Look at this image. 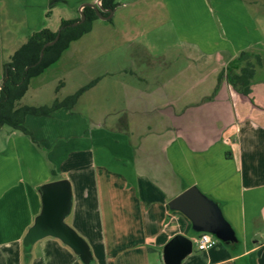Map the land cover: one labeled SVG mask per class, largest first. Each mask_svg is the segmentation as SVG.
Returning <instances> with one entry per match:
<instances>
[{"label": "crops", "instance_id": "1", "mask_svg": "<svg viewBox=\"0 0 264 264\" xmlns=\"http://www.w3.org/2000/svg\"><path fill=\"white\" fill-rule=\"evenodd\" d=\"M83 2L93 3L21 0L18 15L0 0V86L5 57L34 31H56L47 23L53 10L63 5L77 10L59 23L78 19ZM159 4L185 47L187 64L161 75V81L156 77L162 72L154 69L151 85L141 76L136 77L144 86L123 83L126 120L120 128L94 127L67 107L26 116L24 124L41 149L26 135L0 128L5 130L0 143V264H82L55 237L41 238L27 253L23 250L22 238L40 210L38 186L54 180L57 172L71 186L68 224L87 242L95 264H164L162 247L178 233L193 242L181 264H264L261 36L240 0ZM243 50L263 61L255 66L248 94L235 90L225 76L218 80ZM191 185L219 203L235 231V247L218 243L196 249L190 221L167 205ZM115 188L132 191L118 195L112 192ZM104 197L106 205L100 202Z\"/></svg>", "mask_w": 264, "mask_h": 264}, {"label": "rangeland", "instance_id": "2", "mask_svg": "<svg viewBox=\"0 0 264 264\" xmlns=\"http://www.w3.org/2000/svg\"><path fill=\"white\" fill-rule=\"evenodd\" d=\"M5 1L16 8L19 15L21 0ZM240 1L246 5L261 36L259 44L264 58V0ZM114 8L109 18L97 16L93 19L89 30L69 44L51 69L31 79L28 91L18 103L50 106L55 100L60 101L90 84L71 108L88 118L94 127L120 128L126 120L123 109L127 91L122 87L123 83L144 86L145 83L136 77L141 76L151 85L154 69L162 72L156 77L161 81V75H172L187 64L185 47L178 42L159 0H115ZM71 11L73 15L78 14L77 10H69L63 5L50 13L47 23L58 30L60 17ZM8 40L7 37L5 44ZM4 52L7 56L6 49ZM5 60L9 59L5 57ZM4 131L0 132V143ZM61 177L65 175L57 172L53 179ZM131 191L115 188L112 192L122 195ZM106 200L104 197L100 202L106 205ZM69 219L67 217L65 221L69 223ZM219 244L222 243L219 241Z\"/></svg>", "mask_w": 264, "mask_h": 264}, {"label": "water", "instance_id": "3", "mask_svg": "<svg viewBox=\"0 0 264 264\" xmlns=\"http://www.w3.org/2000/svg\"><path fill=\"white\" fill-rule=\"evenodd\" d=\"M101 0L95 3L83 2L80 7L79 18L69 26L81 24L84 19L82 8L92 7L96 15L102 19L109 18L114 8L107 9V15H102L105 9L101 6ZM57 30L55 37L43 44L39 60L43 56L46 46L56 42L59 36ZM40 196V210L34 217L31 226L22 238L24 252H28L31 246L39 239L46 236L55 237L67 245L79 258L82 264H95L87 242L77 231L70 226L65 218L70 213L72 193L69 180L59 178L44 182L38 186ZM170 210L178 211L191 223L193 234L208 232L225 245H234L238 240L235 231L225 219L217 201L207 196L200 189L191 185L172 197L168 203ZM192 239L183 235H173L162 247V261L164 264H181V261L192 252Z\"/></svg>", "mask_w": 264, "mask_h": 264}, {"label": "trees", "instance_id": "4", "mask_svg": "<svg viewBox=\"0 0 264 264\" xmlns=\"http://www.w3.org/2000/svg\"><path fill=\"white\" fill-rule=\"evenodd\" d=\"M101 6L105 9V11H101V14L107 15L108 11L106 10L115 7V0H101ZM82 12L85 19L81 24L69 26L77 19L61 21L60 27L64 28L60 29L56 42L44 48L40 60L39 53L43 44L52 40L57 34V30L51 31L48 28H41L34 31L4 64L3 80L0 86V128L8 126L26 135L38 149H41V145L24 124L26 116L48 115L61 107L70 109L77 98L90 87V84L80 87L75 93L60 101L55 100L50 106L25 105L19 104L18 101L27 92L31 79L40 75L47 67L56 62L72 41L77 40L89 30L90 22L97 17L96 12L89 6H84ZM262 62L258 55L243 50L228 63L225 71L218 75V80L225 76L226 81L235 90L248 94L255 66L262 64ZM216 89L217 87L215 91ZM52 172L54 173V171ZM237 243L238 241L233 246L235 247Z\"/></svg>", "mask_w": 264, "mask_h": 264}, {"label": "built area", "instance_id": "5", "mask_svg": "<svg viewBox=\"0 0 264 264\" xmlns=\"http://www.w3.org/2000/svg\"><path fill=\"white\" fill-rule=\"evenodd\" d=\"M219 243V240L208 232H200L194 239L197 250L202 251L211 248Z\"/></svg>", "mask_w": 264, "mask_h": 264}]
</instances>
